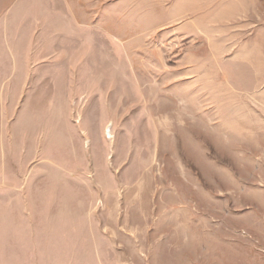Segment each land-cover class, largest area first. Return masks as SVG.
<instances>
[{
    "label": "rangeland",
    "instance_id": "374dc122",
    "mask_svg": "<svg viewBox=\"0 0 264 264\" xmlns=\"http://www.w3.org/2000/svg\"><path fill=\"white\" fill-rule=\"evenodd\" d=\"M0 223L264 264V0H0Z\"/></svg>",
    "mask_w": 264,
    "mask_h": 264
},
{
    "label": "crops",
    "instance_id": "0c3cea01",
    "mask_svg": "<svg viewBox=\"0 0 264 264\" xmlns=\"http://www.w3.org/2000/svg\"><path fill=\"white\" fill-rule=\"evenodd\" d=\"M57 223H0V264H77Z\"/></svg>",
    "mask_w": 264,
    "mask_h": 264
}]
</instances>
